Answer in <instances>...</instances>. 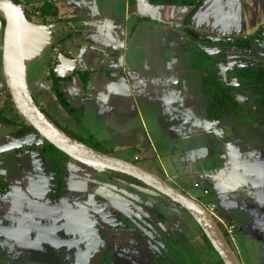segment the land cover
Listing matches in <instances>:
<instances>
[{
	"label": "crops",
	"instance_id": "1",
	"mask_svg": "<svg viewBox=\"0 0 264 264\" xmlns=\"http://www.w3.org/2000/svg\"><path fill=\"white\" fill-rule=\"evenodd\" d=\"M11 1L49 29L41 50L23 43L22 34L18 40L25 83L45 116L197 200L235 227L229 242L242 264H264V225L257 227L247 212L250 201L264 202V189L250 186L259 173L246 172L249 159H241L228 137L233 125L253 121L208 118L198 53L220 51L193 38L214 40L241 28L242 35L248 26L247 34L253 30L264 45V25H256L259 0H245L246 20L244 13H226L227 0H206L196 12L148 0ZM4 29L0 12V264H103L107 255L110 264H163L166 232L177 245L208 250L191 216L200 229H192V238L177 227L167 230L169 220L156 204L177 207L169 198L61 152L53 161L48 143L9 100ZM54 77L67 110L53 90ZM35 184L50 189L44 198L31 196ZM237 195L244 200L235 201Z\"/></svg>",
	"mask_w": 264,
	"mask_h": 264
},
{
	"label": "water",
	"instance_id": "2",
	"mask_svg": "<svg viewBox=\"0 0 264 264\" xmlns=\"http://www.w3.org/2000/svg\"><path fill=\"white\" fill-rule=\"evenodd\" d=\"M147 9V8H146ZM0 12L5 19L3 41V72L12 103L45 141L61 153L83 165L101 171H112L133 178L183 208L198 224L224 264H242L229 240L214 216L197 200L183 194L160 176L149 172L136 163L87 148L69 139L52 123L31 97L27 85L17 76V48L19 34L23 43L32 41L35 48L43 49L49 44L48 27L27 19L24 11L11 0H0ZM61 59V56H60ZM227 68L221 74L226 78ZM50 189L42 184L29 188L32 197L44 198Z\"/></svg>",
	"mask_w": 264,
	"mask_h": 264
},
{
	"label": "rangeland",
	"instance_id": "3",
	"mask_svg": "<svg viewBox=\"0 0 264 264\" xmlns=\"http://www.w3.org/2000/svg\"><path fill=\"white\" fill-rule=\"evenodd\" d=\"M258 3L260 4V7H259L260 9H259V14H258V19H256L257 28L261 24L264 25V0H259ZM225 4L228 5V8H227L228 11L226 12L227 14L233 11V13L236 14L237 17H240V18L243 17L244 11L247 10V7L250 5V3L245 0L244 2L243 0H227ZM229 9H232V10L230 11ZM245 13H244V19L246 20V18L248 19V17H247V14ZM234 27H236V29H240V27L237 25H234ZM257 28L252 27V29H256V30ZM240 31L241 33L245 32L241 28L240 30L233 31L232 33L225 35V36H222L220 34L219 36H214V40H221L224 43H230L231 41H237V40L245 39V38L251 39V49H239V48H234L231 45L228 46V49L226 50L227 54L229 55L230 58L234 57L233 61L231 60L232 62L231 61L229 62V67L234 66L236 63L238 66H249V65H253V66L261 65L262 66L264 65V45L262 44L260 38H258L257 35H254L255 32H253V30H250V34L248 35L247 34L249 33L248 26L246 27V34L239 35ZM215 48L217 49L219 48L220 52L222 51V48L218 45ZM240 102L244 103L246 101L240 100ZM47 116L49 117V118L47 117L49 120L50 118L53 120V118L49 116V114H47ZM231 119L240 121V122H247L249 120L251 121L248 112L240 113L237 115H230L229 117H225L223 122H229V120ZM227 129L229 130V128ZM263 130H264L263 125L252 122V124H249V125L235 124L233 125V130L231 131V133H228L229 139L233 140L232 142L233 148L235 149L236 152L239 153V155L241 156V159L242 160H245L246 158L249 159V162H247L246 164H243V166H245L244 169L247 170L246 172L254 171L255 173V169H257L259 173L257 174L258 179H254L251 176V178H249L248 183L250 184V186L252 185V187H254L255 190H258V191L259 189H264V134H262ZM86 140L89 144L94 145L95 149H97L98 151L100 152L107 151L103 146H99L98 143L94 142L92 139L87 138ZM90 173L91 171L87 173V175L88 174L91 175ZM253 196H250V198L251 199L255 198ZM141 200L145 201L144 198H141ZM236 200L241 202L244 199L242 196L237 195V197H235V201ZM156 206L157 208H159V211L164 213L165 215L164 214L163 215L169 220V223H166L168 225L166 227L167 230H171L169 227L173 229L176 227L179 229H183L184 231L187 232L186 235L188 238H192V235H193V233H191L192 229L195 232L200 231L196 223L193 221V219H191L190 215H188L187 213L179 209L180 208L179 205H176L177 207H175L169 204L168 206L166 204L164 205L162 204V206H160L159 204H156ZM249 207L252 209H250V211H247L248 218H250L253 221H256L257 227L262 229L263 226L261 225H264V213L262 210V208H264V202L260 203L259 201H257L255 203V200H253V201H250ZM215 220L217 221V223H219V226L226 233L224 225L218 219L215 218ZM154 226H157V225L154 224ZM250 226H252V223ZM228 239H229V236H228ZM162 240L165 244V247L167 248L165 253L168 258V262L166 261L162 262L163 264H216L214 261L216 257L211 252H209L207 249H205L206 251L202 253V251H200L198 247L190 248V247H182L180 245H177L176 242L172 241L171 235L167 232L164 233V237L162 238ZM209 253L213 255L212 257H214L213 262L212 260L210 261L208 259L211 257ZM205 255H206V258H205ZM160 263L161 261L159 262V264Z\"/></svg>",
	"mask_w": 264,
	"mask_h": 264
},
{
	"label": "trees",
	"instance_id": "4",
	"mask_svg": "<svg viewBox=\"0 0 264 264\" xmlns=\"http://www.w3.org/2000/svg\"><path fill=\"white\" fill-rule=\"evenodd\" d=\"M205 1L206 0H148V3L161 6H189L196 12L203 6ZM48 8L49 5L41 9L43 15L49 14L50 11ZM193 38L203 44H214L222 48V51L219 54L212 57L207 55L203 50L198 53L199 61L201 63L200 67L204 74L203 91L208 118L210 120H221L226 116L248 112L251 121L264 126V66H238L235 64L234 66L229 67L228 54L226 52L230 45L239 49H251V39L245 38L231 41L230 43H224L221 40L205 39L196 33L193 34ZM223 67H227L226 78L221 74ZM53 80V90L60 104L67 110V104L60 91L59 80L56 77H54ZM9 100L12 102L10 95ZM240 100H245L246 102L241 103ZM41 112L44 114L42 110ZM3 119V111L0 110V120ZM55 125L72 141L98 151L95 149V146L89 144L86 139L74 135L58 124ZM47 149L51 152L53 161L56 163L57 155L60 151L50 144H48ZM58 171L60 173V170ZM105 172L111 175H121L149 188L143 183L128 176L112 171ZM224 234L228 239V234L225 232ZM202 238L208 250L216 257L215 263L224 264L203 232ZM108 259L109 256L107 255L103 264H110Z\"/></svg>",
	"mask_w": 264,
	"mask_h": 264
},
{
	"label": "bare ground",
	"instance_id": "5",
	"mask_svg": "<svg viewBox=\"0 0 264 264\" xmlns=\"http://www.w3.org/2000/svg\"><path fill=\"white\" fill-rule=\"evenodd\" d=\"M16 56H17V76H18L19 81L22 84H24L26 70H25L24 66L22 65V63L20 61L21 59H20V56H19L18 48H17Z\"/></svg>",
	"mask_w": 264,
	"mask_h": 264
},
{
	"label": "built area",
	"instance_id": "6",
	"mask_svg": "<svg viewBox=\"0 0 264 264\" xmlns=\"http://www.w3.org/2000/svg\"><path fill=\"white\" fill-rule=\"evenodd\" d=\"M1 177V175H0ZM211 213V212H210ZM225 231L228 234V236H231L234 233L235 227L232 225H224Z\"/></svg>",
	"mask_w": 264,
	"mask_h": 264
}]
</instances>
